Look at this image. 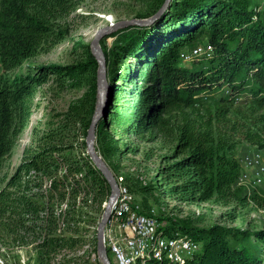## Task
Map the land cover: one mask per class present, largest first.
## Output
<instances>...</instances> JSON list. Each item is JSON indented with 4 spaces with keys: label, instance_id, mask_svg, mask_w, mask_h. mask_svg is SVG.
<instances>
[{
    "label": "trees",
    "instance_id": "16d2710c",
    "mask_svg": "<svg viewBox=\"0 0 264 264\" xmlns=\"http://www.w3.org/2000/svg\"><path fill=\"white\" fill-rule=\"evenodd\" d=\"M36 1L0 0V173L16 133L28 124L37 88L52 74L64 79L87 68L50 65L5 76L48 40L51 5L42 0L34 10ZM147 1L146 11L163 2ZM112 35L122 41L118 55L127 58L121 64L103 45L109 89L96 149L108 166L120 151L114 133L159 140L171 144L158 175L164 193L191 203L250 198L264 205L256 189L249 193L237 185L243 169L235 150L243 140L264 147V8L254 0H171L154 25H132ZM204 38L214 50L183 65V51L191 52ZM130 56L137 61L135 69L127 61ZM89 64L100 67L94 54ZM243 94L250 105L246 109L234 106L235 96ZM97 100L93 96L71 105L37 147L24 150L12 174L0 177V232L22 244L31 236L40 247L56 250L78 244L85 231L81 224L97 221L95 213L103 212L111 192L87 152ZM127 187L145 196L158 189L156 184ZM136 203L141 212L165 222L152 213L147 198ZM167 221L166 232L180 229L200 242V250L182 262L152 258L145 264H264V228L216 224L194 230Z\"/></svg>",
    "mask_w": 264,
    "mask_h": 264
},
{
    "label": "rangeland",
    "instance_id": "374dc122",
    "mask_svg": "<svg viewBox=\"0 0 264 264\" xmlns=\"http://www.w3.org/2000/svg\"><path fill=\"white\" fill-rule=\"evenodd\" d=\"M40 1L42 2V0L33 2L32 9H39ZM47 1L48 6L51 5L52 11L48 18L50 25L48 40L32 57L6 73L5 76L13 78L16 75L30 72L34 67L44 69L50 65L79 67L85 64L87 68H81V70L75 71L73 75L66 76L64 79L52 74L46 82L37 88L32 99L28 124L16 133L14 146L0 173L1 178L9 177L12 174L20 162L24 150L28 147H37L42 136L55 122L62 118L71 105L95 96L98 98L95 104L97 106L99 103L100 67L96 68L89 64L90 54H93L92 40L100 28L145 12L148 4L147 0ZM254 2L260 8H264V0H254ZM116 30L101 37V52L104 53L103 47L105 46L106 50L111 53V58L117 57L123 64L127 55L125 53L118 55V48L122 41H117L119 37L112 35ZM124 34L126 33L123 32ZM200 44L204 48L207 47L206 53L214 50L213 46L209 47L210 43L205 38ZM187 52V50L183 51V65L185 66H190L193 61L204 56L200 54L186 59L184 54ZM127 61H130L132 69L137 67V61L133 56H130ZM2 72L0 63V74ZM230 93L235 94V91H230ZM245 96L244 94L235 96L234 106L243 109L248 108L250 105L245 101ZM247 96H251V94H247ZM230 117L235 118V113ZM114 135L120 138V151L111 156L108 161L117 181L126 186L156 184L158 189L147 194V197L142 193L135 192V201L143 202L147 198L152 213L165 218L167 224H169L167 218H171L175 222L194 230L216 224L242 226L250 230L264 228V205H260L250 198L246 201L231 200L228 203L214 200L191 203L180 201L164 193L158 175L162 166L166 164L163 158L170 151L171 144H165L159 140L142 141L134 135L129 138L117 133ZM235 150L241 162L242 171L250 172L252 176L254 170L253 167L247 165V161L248 159H257V156L264 159V147L255 146L243 140L238 143ZM237 185L246 186L240 182V179L237 180ZM246 187L249 189V193L252 189H256L264 197V181L260 186L249 185ZM105 205L106 203L102 207L105 208ZM58 210L60 211L61 208ZM102 213H95L97 221L81 224L85 231L81 234L83 239L78 244L56 250L40 247L38 245L40 240L35 241L31 236L27 237L22 244L23 242L18 241L15 236L6 231H1L0 264H98V261L102 260L98 252L96 254L94 251V241ZM170 232L179 233L181 230L171 229L166 234ZM110 256L113 260L112 263L116 264L112 254Z\"/></svg>",
    "mask_w": 264,
    "mask_h": 264
},
{
    "label": "built area",
    "instance_id": "2783aa9c",
    "mask_svg": "<svg viewBox=\"0 0 264 264\" xmlns=\"http://www.w3.org/2000/svg\"><path fill=\"white\" fill-rule=\"evenodd\" d=\"M206 48L199 45L184 54V58L204 54ZM259 158L248 159L247 165L253 167L254 173L251 176L250 172L242 171L239 179L244 185L260 186L264 181V159ZM119 185L105 231V244L116 264H145L152 258L182 262L200 250V242L188 234H166L162 228L164 223H160L152 214L141 212L134 194L126 185L120 182Z\"/></svg>",
    "mask_w": 264,
    "mask_h": 264
},
{
    "label": "water",
    "instance_id": "95a60500",
    "mask_svg": "<svg viewBox=\"0 0 264 264\" xmlns=\"http://www.w3.org/2000/svg\"><path fill=\"white\" fill-rule=\"evenodd\" d=\"M171 0H163L159 6L148 9L147 11L135 14L134 16L126 19H122L115 24L100 28L93 40H92V49L93 54L98 59L100 64V79H99V103L96 106V110L93 114L91 125L88 129L86 143H87V152L92 159L95 166L103 173L105 178L108 180L111 186V192L109 198L106 202L104 211L102 213L101 219L97 227V250L98 254L103 262V264H113L108 250L105 244V231L112 214L113 204L119 193L120 185L117 181L114 173L111 168L108 166L106 161L103 159L102 155L96 149V132H97V123L100 120L101 116L105 112L104 108V92L107 93L109 89V84L106 76V66H105V54L101 52L100 39L105 34H108L116 29L126 28L128 26L136 25L141 27H149L154 25L168 10ZM103 88L105 90L103 91Z\"/></svg>",
    "mask_w": 264,
    "mask_h": 264
},
{
    "label": "bare ground",
    "instance_id": "6f19581e",
    "mask_svg": "<svg viewBox=\"0 0 264 264\" xmlns=\"http://www.w3.org/2000/svg\"><path fill=\"white\" fill-rule=\"evenodd\" d=\"M105 90V88H103V91ZM103 99H104V102H105V99H106V93L104 92V95H103Z\"/></svg>",
    "mask_w": 264,
    "mask_h": 264
}]
</instances>
